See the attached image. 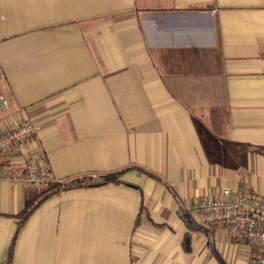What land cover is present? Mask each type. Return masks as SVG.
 <instances>
[{"label": "crops", "instance_id": "crops-1", "mask_svg": "<svg viewBox=\"0 0 264 264\" xmlns=\"http://www.w3.org/2000/svg\"><path fill=\"white\" fill-rule=\"evenodd\" d=\"M0 90V131L41 127L0 157V264L14 241L11 264L258 258L188 207L241 184L264 197V0H0ZM33 156L51 185L26 182Z\"/></svg>", "mask_w": 264, "mask_h": 264}, {"label": "built area", "instance_id": "built-area-1", "mask_svg": "<svg viewBox=\"0 0 264 264\" xmlns=\"http://www.w3.org/2000/svg\"><path fill=\"white\" fill-rule=\"evenodd\" d=\"M10 103L0 90V111L8 113ZM40 125L25 121L8 131H0V157L30 141L40 132ZM26 182L35 187H47L53 181L47 159L33 156L28 165ZM193 217H203L207 228L224 227L233 236L257 247L259 256L252 264H264V197L248 190L246 184L239 189L222 190L216 197L195 200L188 207Z\"/></svg>", "mask_w": 264, "mask_h": 264}, {"label": "trees", "instance_id": "trees-1", "mask_svg": "<svg viewBox=\"0 0 264 264\" xmlns=\"http://www.w3.org/2000/svg\"><path fill=\"white\" fill-rule=\"evenodd\" d=\"M128 170H136V169L135 168H133V169L131 168V169H127V170H123V171L116 172V173H111V174L97 175V176H88V177H83V178H79V179L70 180L68 182H65L63 185L59 186L55 190L50 191L47 195H45L43 197V199L41 201H43L46 198H48L50 196H53L55 194H59L60 192H63V191H71V190H77V189H83V188H96V187H102V186H106V185L122 184L120 178ZM38 206H39V203L33 205L32 207H30L23 214L21 220L19 221L18 233L21 230V228H22L23 224L25 223L26 219L28 218V216L31 213H33L38 208ZM141 215H139V217H138V220H137V223H136L137 226L140 224V220L142 218ZM14 243H15V241L12 244L11 252H10V256H9V260H8L7 264H11L12 249H13ZM183 243H184L185 248L187 249V251H190V243H191L190 239L189 238H185Z\"/></svg>", "mask_w": 264, "mask_h": 264}]
</instances>
